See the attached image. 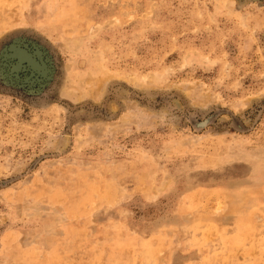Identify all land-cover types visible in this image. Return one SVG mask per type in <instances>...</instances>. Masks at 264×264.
<instances>
[{
  "label": "rangeland",
  "instance_id": "obj_1",
  "mask_svg": "<svg viewBox=\"0 0 264 264\" xmlns=\"http://www.w3.org/2000/svg\"><path fill=\"white\" fill-rule=\"evenodd\" d=\"M0 264H264V0H0Z\"/></svg>",
  "mask_w": 264,
  "mask_h": 264
}]
</instances>
